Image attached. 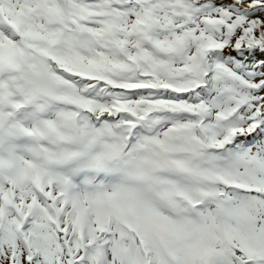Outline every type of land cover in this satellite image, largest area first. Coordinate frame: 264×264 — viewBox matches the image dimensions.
<instances>
[{"label": "snow or ice", "instance_id": "1", "mask_svg": "<svg viewBox=\"0 0 264 264\" xmlns=\"http://www.w3.org/2000/svg\"><path fill=\"white\" fill-rule=\"evenodd\" d=\"M0 264H264V0H0Z\"/></svg>", "mask_w": 264, "mask_h": 264}]
</instances>
